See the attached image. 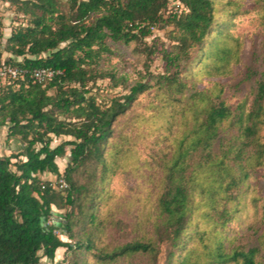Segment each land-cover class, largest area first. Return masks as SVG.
Segmentation results:
<instances>
[{
  "label": "trees",
  "instance_id": "1",
  "mask_svg": "<svg viewBox=\"0 0 264 264\" xmlns=\"http://www.w3.org/2000/svg\"><path fill=\"white\" fill-rule=\"evenodd\" d=\"M8 1L25 23L15 26L6 38L8 56L2 60L0 50V70L8 66L25 71L16 78L0 76V127L7 126V138L22 142L18 151L0 156V264H40L42 257L53 261L61 247L75 253L95 248L94 233L86 227L98 221L94 199L99 191L81 179L86 174L87 180L94 181L97 169L103 178L117 119L155 87L169 93L188 89L183 78L193 63L208 74L222 73L237 51L229 43L235 39L232 19L217 20L214 0H177L173 10L169 0ZM168 25L174 28V44L161 50L164 73L155 78L147 71L150 78L129 82L117 67H107L106 60L116 53L109 41L126 45L143 41L154 29ZM2 28L0 17V47ZM194 48L197 53L191 56ZM156 50L154 42L145 48L148 57ZM41 67L63 73L34 82L29 71ZM98 79H107L112 88L124 86L126 92L100 97L93 92L100 90ZM188 97L202 103L204 116L193 138L182 139L159 198L161 227L170 243L166 262L260 264L264 237L248 248L229 244L226 230L231 216L218 204L227 201L219 200L224 191L227 197H235L240 177L233 174L232 166L243 161L246 144L254 146L249 156L256 164L262 162L264 71L256 79L246 113L249 124L242 130L247 140L241 141V147L221 135L233 112L220 95L211 97L193 89ZM239 114L241 121L244 112ZM58 137L63 139L52 145ZM215 141L219 153H213ZM67 148L70 160L61 173L56 159ZM196 151L200 159L189 172ZM112 159L117 165L118 156ZM45 172L63 178L64 193L41 178ZM53 207L65 209L61 227L54 224ZM140 253L155 256L157 246L133 240L110 251L99 249L94 255L98 261L114 262Z\"/></svg>",
  "mask_w": 264,
  "mask_h": 264
},
{
  "label": "rangeland",
  "instance_id": "2",
  "mask_svg": "<svg viewBox=\"0 0 264 264\" xmlns=\"http://www.w3.org/2000/svg\"><path fill=\"white\" fill-rule=\"evenodd\" d=\"M214 2L218 11L217 20L222 22L232 19L230 31L235 39L229 43L234 46L237 55L228 62L222 73L216 75L206 73L202 65L193 63L183 78L188 89L182 93H169L155 87L140 95L130 109L117 119L114 138L110 142L112 151L103 178L100 176V169H97L94 181L87 180L86 174L81 179L89 181L88 185L99 191L94 199L98 203V221L95 226L91 227L89 224L86 227L87 231L92 230L94 233L95 248L75 253L61 247L56 251L53 261L42 257L40 264H76V260L79 264H167L170 243L165 239L161 227L159 198L182 139L189 141L193 138L197 125L204 116L202 103L190 99L189 94L194 89L211 97L220 95L233 112V117L227 122V129L221 135L236 147H241V141L247 140L242 130L249 124L246 113L254 97L256 79L264 71V0ZM177 3V0H169L171 10L175 9L173 6H177ZM177 9H181V6ZM0 17L3 22L0 50L4 60L8 56L4 50L6 38L15 26L25 23V18L8 0H0ZM173 29L170 25L156 28L143 41L128 45L109 41L116 53L106 60L107 67H117L129 82L150 78L147 71L156 78L158 74L164 73L161 50L173 46ZM153 42L156 43L157 50L148 57L145 48ZM196 53V48L192 49L191 56ZM108 82L107 79H98L100 90L93 89V92L107 99L126 92L124 86L112 88L108 86ZM240 111L244 112L241 121ZM260 136L264 142V126L260 130ZM62 139L63 137L54 138L52 145ZM21 147V140L18 137L7 138V126H1L0 156L10 155ZM244 150L245 154L241 158L243 161L232 166L233 174L240 177L235 197L229 198L225 191L222 192L219 200L227 201L219 202L218 208L225 206L231 216L226 230L227 242L233 246L248 248L259 245L264 237V153L261 164H256L255 159L249 156L254 153V146L248 143ZM213 153H219L218 141L214 142ZM116 155L117 165L112 164V157ZM190 159L192 164L188 168L189 172L191 166L196 167L200 153L196 151ZM69 160L67 148L66 154L56 159L61 173ZM42 175V179L51 180L57 190L65 192V188L60 186L62 177ZM53 210L62 214L65 211L55 207ZM56 218L55 216V221ZM61 238L67 240L63 235ZM133 240L155 243L156 255L140 253L114 262L98 261L94 255L99 249L110 251ZM260 264H264V251Z\"/></svg>",
  "mask_w": 264,
  "mask_h": 264
},
{
  "label": "built area",
  "instance_id": "3",
  "mask_svg": "<svg viewBox=\"0 0 264 264\" xmlns=\"http://www.w3.org/2000/svg\"><path fill=\"white\" fill-rule=\"evenodd\" d=\"M25 70H22L20 68L16 67H3L0 70V76L1 77H11V78H16L20 75ZM63 72L60 69L52 68V67H41V68H33L29 71V75L32 78L34 82L42 83L44 81H47L57 75H61ZM60 186L61 187H67V184L64 180L60 181ZM55 187V185H54Z\"/></svg>",
  "mask_w": 264,
  "mask_h": 264
},
{
  "label": "water",
  "instance_id": "4",
  "mask_svg": "<svg viewBox=\"0 0 264 264\" xmlns=\"http://www.w3.org/2000/svg\"><path fill=\"white\" fill-rule=\"evenodd\" d=\"M52 213L57 217L56 221L54 222L55 226L61 227L62 226V222L59 221V219L62 218L63 214L60 213V212L54 211V210L52 211ZM42 221H44V218H42Z\"/></svg>",
  "mask_w": 264,
  "mask_h": 264
},
{
  "label": "crops",
  "instance_id": "5",
  "mask_svg": "<svg viewBox=\"0 0 264 264\" xmlns=\"http://www.w3.org/2000/svg\"><path fill=\"white\" fill-rule=\"evenodd\" d=\"M49 175H52L51 173H49V172H45L43 175H42V177H48Z\"/></svg>",
  "mask_w": 264,
  "mask_h": 264
}]
</instances>
